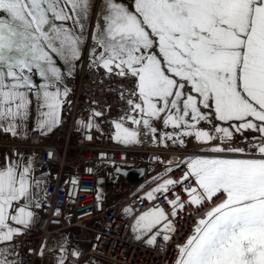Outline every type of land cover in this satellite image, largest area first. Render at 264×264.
Segmentation results:
<instances>
[{"label": "snow or ice", "instance_id": "6c2138e0", "mask_svg": "<svg viewBox=\"0 0 264 264\" xmlns=\"http://www.w3.org/2000/svg\"><path fill=\"white\" fill-rule=\"evenodd\" d=\"M134 5L132 11L119 0H101L91 37L92 63L133 84L127 105L134 115L120 121L136 127L114 122L116 137L136 142L143 129L155 139V122L173 128L163 134L168 140L182 145L183 137H193L210 155L186 162L183 179L194 178L186 189L190 203L224 196L180 247L177 264H264V0ZM92 9L93 0H0V129L16 135L33 110L41 133L59 123L65 69L70 75L80 58ZM248 130L259 135L235 141ZM39 184L30 162L0 166V245L20 234L8 220L31 222ZM175 203L184 206L179 198ZM167 220L163 209H153L136 219L133 231L158 234ZM10 256L0 248V264H17Z\"/></svg>", "mask_w": 264, "mask_h": 264}, {"label": "built area", "instance_id": "2783aa9c", "mask_svg": "<svg viewBox=\"0 0 264 264\" xmlns=\"http://www.w3.org/2000/svg\"><path fill=\"white\" fill-rule=\"evenodd\" d=\"M88 30L68 96L70 112L63 114L51 139L43 142L42 133L33 129L28 140L22 141L0 129V149H7L14 159L39 152L41 163L49 169L37 224L33 229L18 227L20 234L11 241V258L18 264H177L179 249L195 233L199 220L224 199L223 195L213 197L197 207L186 192L194 186V178L183 179L189 172L186 162L210 154L201 145L173 147L158 139V128L155 139L143 129L135 144L117 139L114 122L136 127L120 121L126 113L134 115L128 113L127 105L133 84L92 63L94 24ZM96 112L102 113L97 116L100 133L75 129V123ZM244 138L234 137L236 142ZM246 138V143L252 141ZM130 170L143 174L126 195L115 203L101 196L102 184L130 180L123 172ZM168 180L176 183L157 191ZM177 198L182 208L175 203ZM153 209H163L171 229L159 228L158 234L155 229L154 242L149 244L137 239L132 230L136 218Z\"/></svg>", "mask_w": 264, "mask_h": 264}, {"label": "rangeland", "instance_id": "374dc122", "mask_svg": "<svg viewBox=\"0 0 264 264\" xmlns=\"http://www.w3.org/2000/svg\"><path fill=\"white\" fill-rule=\"evenodd\" d=\"M97 3H98V0H93V9H92V13L90 15V19L88 21V25H87V29L85 31V34L87 33V31H89L88 29H90V31H91L92 24L95 21L96 11H97L96 10ZM93 59H94V57L92 58V61H93ZM77 62L79 63L78 60L77 61H74V68H73V71H72V73L70 75L67 74V70L65 69V73L66 74L64 76V82H63L62 88H67L68 89V93H67V96L66 97H63V103H62V107H61L60 113H62V110H65L64 111L65 114H68L70 112L71 102L68 99V95H69V92L74 87V82H75V77H74V75H75V65H76ZM36 120H37V114H36L35 110H33L32 115H31L30 119L26 122V124L23 127H18L16 129V132H17L16 135L20 138V140L27 141L28 138H29V136H30L31 131L33 129H37ZM97 120H98L97 119V116H94V115L92 117H90V118H86L84 120H80L79 122L75 123V129L78 130V131L95 130L98 133H100L101 130H100L99 125H97ZM90 122L92 124V127L91 128H89L87 126ZM201 126L204 127V126H206V124H203L202 123ZM155 127L158 128L159 129V132H160V135L158 136V139L159 140H163V142H171L172 141V144L171 145L173 147L183 146V145H181L179 143L174 142L173 140H168V139L162 137V134H164L165 132L171 133L172 131H174L171 126L165 128L162 122H155ZM176 131H179V130H176ZM8 133H10V132H8ZM239 135H241V134H235V136H237V137H240ZM246 137H251V136H246ZM50 139H51V133H49L48 130L47 131H44L42 133V140H43V142H46V141H48ZM183 139H184V142H186L185 141L186 140V137H183ZM198 145H200V144L198 143ZM48 173H49L48 168H43L42 170L36 172V177H43V176L47 175ZM38 181H40L39 188L38 189H34V192L36 194L43 187V182L41 180H38ZM135 185H136V183L135 182H132L131 180L122 181L121 183H111L109 185L102 184L100 186V191H101L100 194L104 198L107 197V199H108V201L110 203H115L119 199H121L124 195H126ZM126 214H129V211L128 210L126 211ZM165 223H168V222L167 221H162L161 222V225H159L158 228L164 229L163 225ZM134 224H135V222H134ZM154 230L155 229H153V231ZM132 232H133V235L135 234L136 236H139L140 238H143L145 236L143 239H145L147 241L150 238H152V232L151 233H147V234H143V233H140V232H134L133 230H132ZM193 235H195V233ZM192 236H190V238Z\"/></svg>", "mask_w": 264, "mask_h": 264}, {"label": "crops", "instance_id": "0c3cea01", "mask_svg": "<svg viewBox=\"0 0 264 264\" xmlns=\"http://www.w3.org/2000/svg\"><path fill=\"white\" fill-rule=\"evenodd\" d=\"M79 61V59H78ZM77 66H78V62L76 63L75 65V74H76V71H77ZM75 77V75H74ZM74 85H75V82H74ZM74 89V87H73ZM73 89L69 92V95L70 93L73 91ZM68 95V96H69ZM64 111L65 110H62V113H60L59 115V123L56 124L55 126H53L51 128V130H48L49 133L52 134V132L59 126L61 125V121H62V118H63V114H64ZM204 127H208V125L204 126ZM173 132V131H172ZM171 132V133H172ZM164 133V132H163ZM167 133V132H165ZM236 134H240V133H236ZM259 133H256V132H252L251 130H248V131H245L243 133V136L239 135L240 137L238 138H244L246 136H251V137H254V136H258ZM49 141V140H48ZM186 142H184V144H182L183 146H179V147H188V146H193V145H198L197 141L193 138V137H186ZM47 142V141H46ZM137 142V141H136ZM136 142H130L131 144H135ZM166 143H169L170 145L172 144V141L171 142H166ZM10 161H20L22 164H28L30 162L31 164V176L33 178V181H37V180H41L43 182V187L37 192L36 194V200L39 201V203L41 204L42 202V199H43V194L46 190V187H47V183H48V179H49V173L43 177H36V172L42 170L43 168H46L40 161V156H39V152H36L35 155H33L32 157H25L23 159H14L10 156V153L7 149L3 150V149H0V166H6ZM49 170V169H48ZM39 208L40 207H35V202L33 203V205L30 206V208L28 210L32 211L33 212V218L31 220V222L28 224L27 227L25 226H22V225H18V224H15L13 221L11 220H8L7 223L14 227V228H27V229H33L35 228L36 224H37V220H38V216H39ZM134 236L137 238V236L134 234ZM145 237V236H144ZM143 237V238H144ZM143 238H139V240H144ZM138 239V238H137ZM147 242V241H146ZM148 243V242H147ZM3 247H8L9 250L11 248V242L7 245H0V248H3ZM10 259L13 260L10 256ZM14 261V260H13ZM18 264V263H17Z\"/></svg>", "mask_w": 264, "mask_h": 264}, {"label": "water", "instance_id": "95a60500", "mask_svg": "<svg viewBox=\"0 0 264 264\" xmlns=\"http://www.w3.org/2000/svg\"><path fill=\"white\" fill-rule=\"evenodd\" d=\"M132 182L137 181L140 177H142L143 171L142 170H130V171H123ZM100 183L102 180L99 181Z\"/></svg>", "mask_w": 264, "mask_h": 264}, {"label": "flooded vegetation", "instance_id": "af4514ba", "mask_svg": "<svg viewBox=\"0 0 264 264\" xmlns=\"http://www.w3.org/2000/svg\"><path fill=\"white\" fill-rule=\"evenodd\" d=\"M119 2L124 3L125 6L129 7L130 10L134 11V0H119ZM101 3V0H98L97 6ZM97 10V7H96ZM96 24V17H95V21L93 22V24ZM95 24H94V29H95ZM94 31V30H93Z\"/></svg>", "mask_w": 264, "mask_h": 264}, {"label": "bare ground", "instance_id": "6f19581e", "mask_svg": "<svg viewBox=\"0 0 264 264\" xmlns=\"http://www.w3.org/2000/svg\"><path fill=\"white\" fill-rule=\"evenodd\" d=\"M198 144V143H197Z\"/></svg>", "mask_w": 264, "mask_h": 264}]
</instances>
